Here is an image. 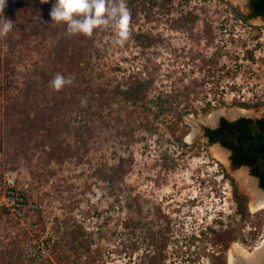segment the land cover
Returning <instances> with one entry per match:
<instances>
[{
  "label": "rangeland",
  "instance_id": "1",
  "mask_svg": "<svg viewBox=\"0 0 264 264\" xmlns=\"http://www.w3.org/2000/svg\"><path fill=\"white\" fill-rule=\"evenodd\" d=\"M243 2L127 0L131 36L120 46L111 26L69 36L51 22V4L8 0L0 186L14 168L39 207L19 218L0 207V264H211V247L218 264H231L233 247L216 241L234 227L247 253L260 251L264 232L254 235L264 210H251L253 181L242 171L245 178H233L215 145H193L220 116L264 114V25L234 13ZM57 73L73 81L60 92L50 87ZM138 82L142 95L128 98ZM159 96L184 122L155 117ZM237 187L250 190L242 214ZM156 211L172 220L178 240L167 254L143 237ZM201 232L208 235L195 248L189 238Z\"/></svg>",
  "mask_w": 264,
  "mask_h": 264
},
{
  "label": "flooded vegetation",
  "instance_id": "2",
  "mask_svg": "<svg viewBox=\"0 0 264 264\" xmlns=\"http://www.w3.org/2000/svg\"><path fill=\"white\" fill-rule=\"evenodd\" d=\"M234 11H237L239 14H241V16L245 18L246 22H252V21L259 22V20H261L263 22L262 24L264 25V15L263 14L254 15L253 10L250 7V0H244L243 5L241 6L235 5ZM257 112H258V109L257 111L253 112L254 116H249V115H244V114L241 115V113L240 115L232 114L231 118L220 116L216 120L215 124L202 125L201 134H199L197 131V134L193 138V145L209 148V147H213V145L215 144H219L221 147L226 149V151L228 152L232 171H236L242 166H245L248 168V173H249L248 177L251 178L253 182L251 183L250 181H248L247 187L248 188L252 187L256 190L264 192L262 191L264 190V188L261 185L262 178H263L262 176L264 174V151L261 150L264 147V114L256 115ZM236 116L237 118H235ZM213 152L214 154L215 152H217L222 157H225L224 153L220 151V149L213 148L212 154ZM247 156L250 157L251 159H255V162L251 165H242L239 167H236L234 165L236 163L234 159L240 158V157L245 158ZM232 177L235 178V176H232ZM238 177L245 178V176L244 175L241 176V174H239ZM252 177L256 178V181H254ZM250 190L246 188L243 191H241L239 187L236 188V192H237L236 202H237V207H238L237 212H240V214H242L243 212L242 210L243 202L244 201L247 202L249 200ZM263 208L264 207H260L256 210L257 211L259 209L264 210ZM156 213H157L156 218L154 220L156 224L153 225V223H150V222L147 224H144L145 231L143 233L144 234L143 237L145 238L149 247L155 249L156 252L160 254H167L173 251L174 246H176V243H178L177 242L178 240L172 230V223H173V222L171 223L172 220H169L167 216L162 215L161 212L159 211H156ZM240 217H242V215H240ZM134 225H136V222H134ZM153 226L158 227L159 229H156L154 231L151 228ZM263 227H260L257 234L255 235L253 234V235L256 237L262 238L263 232H264L262 230ZM234 229L236 231L231 230V229L225 231L224 234L226 236L224 237L222 236L223 232H220V236L218 237L219 240L216 241V243L220 245L218 246L219 249H223L224 246L225 247L229 246L231 247V249L233 247L232 253L234 252L233 253L234 257L231 254L232 257L229 258L230 259L229 262L231 264H236V263L237 264H249V263L253 264L254 262L258 260L259 258L258 254H260L261 252L264 253V243H263V247L259 249L260 250L259 252L256 251L254 252V254L247 253L244 248L245 244L243 240V235H241L243 233H241V231L237 230V228L235 227ZM206 234L205 232H201V234L192 233V235L189 238L191 241L189 242V244L191 243L194 244L196 248V245L200 242L201 239H203V237ZM212 238L213 237H210L211 241H213ZM170 244H172L173 246H170ZM197 248H200V247L198 246ZM211 249H212L211 264H218L220 262V258L218 257L220 255V252L219 251L216 252L218 249L214 250V247H211ZM238 250H242L244 253H246L245 256L239 255ZM263 262L264 260H262V264H264Z\"/></svg>",
  "mask_w": 264,
  "mask_h": 264
},
{
  "label": "clouds",
  "instance_id": "3",
  "mask_svg": "<svg viewBox=\"0 0 264 264\" xmlns=\"http://www.w3.org/2000/svg\"><path fill=\"white\" fill-rule=\"evenodd\" d=\"M51 4L48 12L51 22L66 26L69 36L83 35L91 38L97 30L111 26L117 32L116 43L123 46L131 36V12L127 0H40ZM8 0H0V37H6L12 30V21L5 18L4 10ZM73 83L71 79L57 73L50 82L55 92L62 91ZM82 107L87 99H81Z\"/></svg>",
  "mask_w": 264,
  "mask_h": 264
},
{
  "label": "built area",
  "instance_id": "4",
  "mask_svg": "<svg viewBox=\"0 0 264 264\" xmlns=\"http://www.w3.org/2000/svg\"><path fill=\"white\" fill-rule=\"evenodd\" d=\"M0 161H3L1 153ZM0 207L16 218L24 216L29 210L36 211L39 207L30 201L28 194L19 186L17 171L12 167L6 168L3 172L2 185L0 186ZM174 264L181 263L175 262Z\"/></svg>",
  "mask_w": 264,
  "mask_h": 264
},
{
  "label": "trees",
  "instance_id": "5",
  "mask_svg": "<svg viewBox=\"0 0 264 264\" xmlns=\"http://www.w3.org/2000/svg\"><path fill=\"white\" fill-rule=\"evenodd\" d=\"M250 7L253 10L254 15L256 14H263L264 15V0H250ZM234 13L241 18L243 21H246L245 18L241 16L237 11H234ZM252 56V54H249ZM142 83H139L136 86H133L132 89L129 91L127 90L126 96L128 98H134L135 96H141L142 94L140 93L139 89L141 90ZM157 102L155 101L154 104L157 107V111L155 112V117H159L161 115H171V116H176L178 117V122H184V119L181 118L180 112H178L176 109V106L174 105V102L171 101L170 99H163L162 97H157L156 98ZM187 126V125H186ZM249 134V133H248ZM183 136L180 138L178 137L179 140L182 141ZM183 142V141H182ZM264 151V147L261 149ZM235 160V166L239 167L242 165H251L255 162V159H251L250 157H245V158H236ZM262 187L264 188V174L262 176Z\"/></svg>",
  "mask_w": 264,
  "mask_h": 264
},
{
  "label": "bare ground",
  "instance_id": "6",
  "mask_svg": "<svg viewBox=\"0 0 264 264\" xmlns=\"http://www.w3.org/2000/svg\"><path fill=\"white\" fill-rule=\"evenodd\" d=\"M216 151V150H215ZM215 155H216V157L217 158H219V159H221V158H223L220 154H218L217 152H215ZM246 173V172H245ZM241 176H243L242 174H241ZM250 187V186H249ZM249 189H251V193L253 194V204L251 205V207H252V210L254 211V210H256V209H258V208H260V207H264V193L263 192H257V190L256 189H254V188H249ZM257 211V210H256ZM237 251V250H236ZM247 252V251H246ZM234 253V252H233ZM238 254L239 255H241V256H245V254L246 253H244L242 250H238ZM254 254V253H253ZM254 257H256V256H254ZM259 258H258V260L256 261V262H254L255 264H262V260H264V253L263 252H261L260 254H259V256H258ZM253 258V257H252ZM251 258V259H252ZM247 260V259H246ZM248 260H249V258H248ZM253 260V259H252ZM239 261V260H238ZM253 263V264H254ZM237 264V263H236ZM250 264V263H249Z\"/></svg>",
  "mask_w": 264,
  "mask_h": 264
},
{
  "label": "water",
  "instance_id": "7",
  "mask_svg": "<svg viewBox=\"0 0 264 264\" xmlns=\"http://www.w3.org/2000/svg\"><path fill=\"white\" fill-rule=\"evenodd\" d=\"M259 22L263 23L261 20H259ZM235 118H237V116ZM215 146L218 149H220V151L224 152V155H225V157H223L221 159L217 158V160L224 166V168H226L229 172L233 173L234 176H235V178L237 177L238 180H239V177H238V174H239L238 172L239 171H242L244 173V175L246 174L247 176H249L248 168L245 167V166L240 167L236 171H232V169H231V162L229 160L228 152L226 151V149H224L223 147H221L219 144H215ZM245 171H246V173H245ZM253 180L256 181V178H253ZM240 183H241V186L242 187H245V184L244 183H242L241 181H240ZM262 191H264V190H262Z\"/></svg>",
  "mask_w": 264,
  "mask_h": 264
}]
</instances>
